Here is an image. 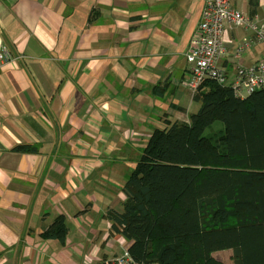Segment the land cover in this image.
<instances>
[{
  "label": "crops",
  "instance_id": "0c3cea01",
  "mask_svg": "<svg viewBox=\"0 0 264 264\" xmlns=\"http://www.w3.org/2000/svg\"><path fill=\"white\" fill-rule=\"evenodd\" d=\"M249 1L232 3L263 19L264 0L254 10ZM205 4L0 0V50L10 54L0 61V264H94L128 249L107 211L123 209V185L158 124L190 122L200 108L186 53ZM226 39L219 65L231 86L238 65L264 58V42L238 27ZM26 143L37 149L12 150ZM60 215L64 243L42 235ZM213 256L233 264L232 249Z\"/></svg>",
  "mask_w": 264,
  "mask_h": 264
},
{
  "label": "trees",
  "instance_id": "16d2710c",
  "mask_svg": "<svg viewBox=\"0 0 264 264\" xmlns=\"http://www.w3.org/2000/svg\"><path fill=\"white\" fill-rule=\"evenodd\" d=\"M194 100L190 122L154 130L123 185V209L107 217L140 262L229 264L213 252L232 249L233 264H264V87L240 97L208 79ZM67 234L62 215L42 232L60 243Z\"/></svg>",
  "mask_w": 264,
  "mask_h": 264
},
{
  "label": "built area",
  "instance_id": "2783aa9c",
  "mask_svg": "<svg viewBox=\"0 0 264 264\" xmlns=\"http://www.w3.org/2000/svg\"><path fill=\"white\" fill-rule=\"evenodd\" d=\"M233 0H206L202 20L194 33L186 58L190 76L186 86L195 93L206 80L220 84H230L227 70L219 65V60L227 52L226 31L228 27H238L253 32L256 40L264 42V18L259 20L241 8L233 5ZM252 39L244 38L236 55L240 57L244 45ZM7 48L0 50V61L8 62ZM235 94L245 97L264 87V58L251 66L238 65L235 81L231 84ZM94 264H147L137 261L127 249L123 254L110 257Z\"/></svg>",
  "mask_w": 264,
  "mask_h": 264
},
{
  "label": "rangeland",
  "instance_id": "374dc122",
  "mask_svg": "<svg viewBox=\"0 0 264 264\" xmlns=\"http://www.w3.org/2000/svg\"><path fill=\"white\" fill-rule=\"evenodd\" d=\"M180 106L183 107L182 104H181ZM187 107H188V105H186L185 108H187ZM195 107H196L195 110H197L198 107H199V104H195ZM165 123H166L165 121H161L160 124H158V125H159L158 127L161 128V129L167 127L168 124H165ZM155 127H156V126H155ZM139 158H140V156H139ZM139 158H138V159H139ZM137 161H138V160H137ZM221 256H224V257H225V253H221Z\"/></svg>",
  "mask_w": 264,
  "mask_h": 264
}]
</instances>
